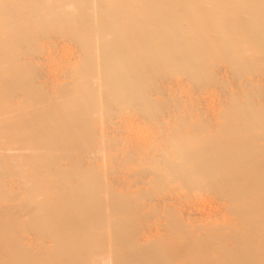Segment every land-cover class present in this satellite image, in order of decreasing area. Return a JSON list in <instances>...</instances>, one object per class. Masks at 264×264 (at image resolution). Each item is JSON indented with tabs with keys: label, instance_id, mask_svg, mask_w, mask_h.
<instances>
[{
	"label": "rangeland",
	"instance_id": "obj_1",
	"mask_svg": "<svg viewBox=\"0 0 264 264\" xmlns=\"http://www.w3.org/2000/svg\"><path fill=\"white\" fill-rule=\"evenodd\" d=\"M188 1L204 16L228 17L250 33L264 30V0ZM108 9L106 0H0V143L7 146L0 159V228L12 229L27 254L58 257V238L36 228L34 218L73 186L96 200L83 218L92 234L79 238L81 250L94 255L90 264H118V255L134 247L128 243L155 242L168 217L183 215L251 227L244 235L257 245L264 222L251 212L258 206L247 205L248 216L241 212L217 173L199 171L205 167L196 162L203 154L220 162L219 151H201L215 140L264 163V41L203 58L184 42L188 54L179 69L149 68L119 82L120 74L106 69ZM200 26L186 24L179 34L207 41L201 38L217 30L234 33ZM51 130L62 132L60 139ZM256 192L245 193L247 200ZM174 207L180 213H170Z\"/></svg>",
	"mask_w": 264,
	"mask_h": 264
},
{
	"label": "bare ground",
	"instance_id": "obj_2",
	"mask_svg": "<svg viewBox=\"0 0 264 264\" xmlns=\"http://www.w3.org/2000/svg\"><path fill=\"white\" fill-rule=\"evenodd\" d=\"M77 1L84 2L85 0ZM106 1L109 6L108 10H111L104 21L105 32L110 34V44L107 53L110 66H107L106 69L112 71L114 75L120 74L115 76L119 82L125 81L128 74L142 72L149 70V68L160 67V70H163L176 65L179 69L181 59L186 53L188 54V49L185 50L184 42L192 44L191 47L195 48L196 55L203 58L214 56L220 49L222 51L227 48L240 50L243 47L256 45V38L264 41V30L260 33H250V30L245 27H236V24L232 20H228V17L222 18L221 15L204 16L205 13L203 15L201 11L194 10L188 0ZM186 24H190L193 27L207 25L210 28L224 26L229 31L232 28L234 33L228 34L225 30H217L213 33L212 38L208 34L206 37L201 38L207 41H188L179 34L183 33ZM164 26L167 31L165 29L162 32L154 31ZM173 57L174 59H169ZM51 131L55 138L60 139L62 132ZM249 137L252 138L251 136ZM238 138L240 137L238 136ZM212 144V147H207L206 145L201 151H204V153L219 151L220 156L218 158L220 162L216 163L214 160H208L205 158V154L198 156L196 163L205 167V169L201 168L199 171H215L217 180L228 189L230 196H234L233 198L238 202V209L247 216L251 213L259 214L263 218L260 222H264V209L262 210L264 204V163L254 153L237 147L226 149L215 140ZM6 150L7 146L5 143H0V159L6 158ZM176 158L174 156V158L169 160L171 164L176 161ZM3 166L5 167V165ZM53 176L54 174L51 175V177ZM59 181L58 179L56 181L58 186ZM52 183H54V180ZM66 188L55 197V205L51 204L50 207L40 210L41 213L34 218L36 228L52 232L58 238L60 252L57 254H59L58 257L60 258L58 259L57 256L52 258L48 252H29L27 254L24 248L16 243L17 240L12 229L7 232L0 228V264H90L94 255H90L87 250H81L83 245L80 243L79 238L83 235L92 234V229L87 226L83 218L89 217L93 213L94 205L91 206L90 204L96 200L89 192L83 191V188L77 187L75 189L73 186L72 188ZM53 189H55V186ZM254 189L257 192L247 200L245 193ZM52 192L50 191L49 193ZM50 195L52 197L53 194ZM119 195L117 194V196ZM117 201L115 203L117 206L126 205L125 200L117 199ZM252 203H255L258 207L251 212L248 211L246 206H250ZM170 210V213H175V211L180 213L175 207ZM166 212L167 209L162 212L166 216L165 218L168 217ZM76 214L81 218L78 219ZM167 219L168 221L164 223L165 229H163V234L160 238H156L155 242L139 247H135L139 242L133 240L128 244L135 248L131 247L125 255H118L117 263L264 264V224H262L263 227L259 231V242L253 246L244 235L245 230L251 228H247L246 225H244V228H238L236 224L213 222V219H210V221H204V219L203 221H190L184 215L177 221L169 217ZM247 220L251 221L250 218H247ZM253 221V223H256L258 216L254 217ZM212 222L215 224L210 225ZM256 226L258 225L254 227ZM230 240H233L234 243L230 244ZM91 248L95 249V246H91ZM82 251L85 253H81ZM77 252H80L81 256H76ZM97 260L99 261L98 258ZM94 261L97 262L93 259Z\"/></svg>",
	"mask_w": 264,
	"mask_h": 264
}]
</instances>
